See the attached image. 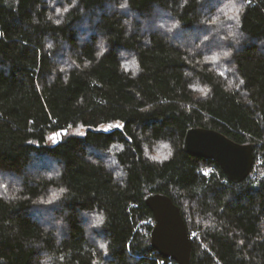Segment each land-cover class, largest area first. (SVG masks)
Instances as JSON below:
<instances>
[{
    "label": "trees",
    "instance_id": "1",
    "mask_svg": "<svg viewBox=\"0 0 264 264\" xmlns=\"http://www.w3.org/2000/svg\"><path fill=\"white\" fill-rule=\"evenodd\" d=\"M190 128L253 144L249 176L186 154ZM6 179L0 264H176L149 194L178 207L191 264H264V0H0Z\"/></svg>",
    "mask_w": 264,
    "mask_h": 264
},
{
    "label": "water",
    "instance_id": "2",
    "mask_svg": "<svg viewBox=\"0 0 264 264\" xmlns=\"http://www.w3.org/2000/svg\"><path fill=\"white\" fill-rule=\"evenodd\" d=\"M62 134H66V131ZM182 150L191 156L216 162L233 183L245 180L254 164L253 144H236L210 129H188ZM144 203L155 221L150 233L151 247L176 264H191V239L178 207L163 194H149L144 198Z\"/></svg>",
    "mask_w": 264,
    "mask_h": 264
},
{
    "label": "rangeland",
    "instance_id": "3",
    "mask_svg": "<svg viewBox=\"0 0 264 264\" xmlns=\"http://www.w3.org/2000/svg\"><path fill=\"white\" fill-rule=\"evenodd\" d=\"M229 16H227L226 18H228ZM231 20V19H230ZM163 23H164V21L162 22V20L160 21V19L159 20H157L156 22H155V27H160V29H165V26L163 25ZM150 25V24H149ZM151 26H152V24H151ZM150 28V27H149ZM163 31V30H162ZM193 34H191L192 36H191V38H194V36H195V38L196 37H199V38H201V35L200 34H197V33H195V32H192ZM196 35H198V36H196ZM204 35H202V37H203ZM194 40V39H193ZM216 44H218V43H216ZM125 67H130L131 66V64H129V63H125V65H124ZM52 141H54V138H52L51 140H50V142H52ZM166 150H168L167 149V147L166 146H163V145H161V146H159L158 147V149H154L153 151H154V157H159V158H157L156 160L157 161H161V160H164V159H166L168 156H169V152L168 151H166ZM38 165V167H36L37 169H39L40 167H42V169H43V171L44 170H47L48 169V171L50 172V173H54L55 172V165H54V163L53 162H51V163H47V164H44V163H40V164H37ZM48 167V168H47ZM45 168V169H44ZM38 172V171H37ZM4 181H6V182H2V184H0V186H1V188H0V196H2L1 194H4V193H7V192H5L6 190H3L4 188L6 189V188H8V186L10 185V186H14L16 183H13L12 181H10V179H6V180H4ZM12 182V183H11ZM191 237L193 238V237H197V232L196 231H193L192 233H191ZM94 242H95V239L93 240Z\"/></svg>",
    "mask_w": 264,
    "mask_h": 264
},
{
    "label": "snow or ice",
    "instance_id": "4",
    "mask_svg": "<svg viewBox=\"0 0 264 264\" xmlns=\"http://www.w3.org/2000/svg\"><path fill=\"white\" fill-rule=\"evenodd\" d=\"M225 55H227V53H225ZM157 158H159V157H153V159H157ZM102 223H103V217H97L96 224L100 225Z\"/></svg>",
    "mask_w": 264,
    "mask_h": 264
},
{
    "label": "clouds",
    "instance_id": "5",
    "mask_svg": "<svg viewBox=\"0 0 264 264\" xmlns=\"http://www.w3.org/2000/svg\"><path fill=\"white\" fill-rule=\"evenodd\" d=\"M44 264H48V262H47V261H45V262H44Z\"/></svg>",
    "mask_w": 264,
    "mask_h": 264
}]
</instances>
